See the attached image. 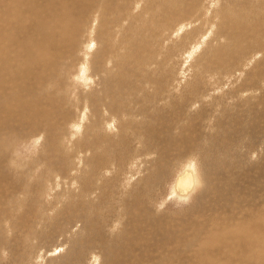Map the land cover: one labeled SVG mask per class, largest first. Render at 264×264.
<instances>
[{"label": "rangeland", "instance_id": "1", "mask_svg": "<svg viewBox=\"0 0 264 264\" xmlns=\"http://www.w3.org/2000/svg\"><path fill=\"white\" fill-rule=\"evenodd\" d=\"M171 1L88 0L86 8L80 6L79 11H87L88 16L79 22V33L75 28L72 29V38L67 39L64 43L65 46L60 49H64L66 53L73 52L72 54L75 56L68 54L57 56L56 52L54 59L57 58V61H60L59 64L53 66V63L44 69L39 75V80L28 82V86H21L22 92L17 90L19 94H13L14 97L12 95L9 98V93L5 88L4 90L0 89V107H2L0 113L2 116L5 114L3 117L0 114V120L3 119L0 122V133L8 132L15 126L18 128L20 125L18 122L22 118L20 116L29 111L33 113L29 115V118H34L37 115L34 120L39 121L36 123L38 126L35 125L39 131L37 133L36 130L35 133H32L31 138L33 139L21 138L17 142L13 135L6 139L4 133L0 135L5 139L0 141V151L2 152V155L0 154V177L2 178H0V184L5 185L4 187L0 185L2 187H0V200L2 201H0L2 204H0V264L15 262V264H26L27 261V264L30 261L32 263L29 264L38 262V264H196L192 263L190 258L194 253L199 254V258L205 257L204 259L207 260L209 257L211 259L215 257V254L219 257V254L224 253L226 251L225 243L240 244L237 240L227 241L232 234L224 230V226L216 230L218 235L212 239L213 243L206 240L208 249L204 246L203 236L194 237L191 234L193 229H198L196 223L201 222L194 221L191 228V223L189 224L185 217L182 220L181 218L185 214L184 212L190 211L197 205V202L202 201L201 194L207 192L203 191L205 186L208 189L213 188L211 195L213 201L220 200L231 205L232 199L239 200L234 193L237 194L239 190L245 192L246 189V184L239 183L236 180L237 177L243 175L244 181L248 182L249 179L246 175L251 173L252 168L256 167L259 171L264 169V135L260 136L262 141H259L260 138L257 140L258 138L249 127L251 119H253L252 121L256 117V120L259 119L258 115L262 108L264 109V45H261L264 44V0ZM78 5L80 4H76V6ZM47 6V4H43L41 7H33L36 10H28L30 20L26 24L18 19L16 22L14 21L16 24L12 23L13 26L9 25L14 31L13 36L18 38L23 32L31 40V43L39 44L37 42L39 21L34 18L47 13ZM165 10L171 11L170 14ZM70 12L77 14L75 9ZM172 17L178 18L177 21ZM19 20L20 22H18ZM163 21L166 24L162 23ZM240 23L247 24L249 29H245ZM14 28L18 30H14ZM60 30L61 28H57V32L62 36L61 33L64 32ZM42 32L41 37L46 40L45 32ZM29 33L33 34L29 36ZM239 33L242 34V37ZM239 36L240 38H238ZM253 36L258 37L254 38ZM0 37L4 38L2 35ZM21 39L20 43H24L22 34ZM8 41L2 47L5 51H8L7 47L13 48L10 38ZM72 46H76V50ZM45 47L48 49L49 44H45ZM222 47L224 48L222 49ZM35 52L33 57L36 59L38 57L40 60L42 54ZM62 58H67L68 63ZM8 60L4 59V61ZM73 61H77L75 62L77 64L75 65ZM40 64L41 60L36 63L37 74L40 71ZM62 65L70 67V70L64 72ZM76 75L82 76L78 78ZM255 75L261 76L257 80L253 79ZM73 77L76 78L74 81ZM92 81L93 84L90 85ZM29 92H31L30 95H28ZM159 93L161 94L159 95ZM36 97H39L44 105ZM79 98H82L81 101ZM21 99L22 105L20 104ZM37 100L39 103L36 102ZM10 105L16 108L11 109ZM46 106L54 112L55 117H60L53 118L55 125L52 128L48 122H46L48 125L40 122L39 114ZM69 113L71 116L68 115ZM248 115L252 118H249ZM15 118L19 121L14 120ZM61 118H65L63 120L65 122L60 123L62 126L59 123L56 124V121ZM27 122L30 123L29 120ZM27 122H22V126H26L30 130ZM43 124L46 128L43 127ZM40 126L42 127L40 128ZM47 127H50V131ZM76 131L81 132L77 133ZM65 136L66 141H64ZM193 136L195 139L200 137L204 140L192 148L188 145ZM10 139L11 141H9ZM12 141H15L17 145ZM9 144H12V147ZM260 144L263 146L261 151L259 150L261 155L256 152ZM243 146L245 147L243 148ZM15 147L16 149H14ZM211 149L214 150L211 151ZM8 150L9 152H7ZM235 150L237 151L235 152ZM38 151L41 152L38 154ZM201 151L202 153H200ZM167 154L169 155L167 156ZM216 155L221 160L218 158V161ZM201 157H205L204 159L208 163L202 161ZM12 163L17 167L16 169L11 170L12 168L9 166L14 167L10 165ZM191 163L192 165H190ZM226 163L233 166V169ZM257 164L259 167L256 166ZM186 165L194 168V171L196 170L194 173H197L198 184L196 191L190 195L191 198L180 200L172 186L175 185L177 174L181 173L187 167ZM215 165L218 167L217 170ZM7 170L8 174H6ZM149 175L154 177L149 178ZM128 176H131L132 180ZM208 176H211L212 179L207 180ZM222 181L224 182L222 183ZM24 183L26 184L24 185ZM127 186H132L135 190L132 191L133 189L131 190ZM113 187L116 188L113 189ZM133 192L138 195L134 196ZM142 193L148 197L146 198ZM2 194L5 196L3 197ZM140 195L146 199L144 204L146 203L147 206L142 204L144 200H141ZM9 197L11 198L9 199ZM246 198L247 200L254 199L249 190L246 191ZM134 201L135 203H132ZM134 205H136L137 211ZM15 207L18 208L15 209ZM210 208L213 209L207 203L200 207L202 210H198L207 213ZM149 212L152 214L151 216H149ZM187 215L189 213L185 216L187 217ZM161 217L164 221L159 222ZM19 222L23 225L22 229L18 227ZM157 224L161 225V229ZM143 227L146 229L145 231ZM95 229L98 232L94 231ZM131 233L138 235H135L137 239L133 241L134 247L128 246V239L135 238ZM143 233L151 236L146 237L145 234L143 236ZM183 233H185L184 242L180 245L169 244L173 236L181 237ZM143 237H145L144 240ZM198 239L199 243L195 244ZM16 246L19 247H17L18 250L15 249ZM31 253L34 258H30ZM233 257L230 259L231 263L232 259L233 261L236 259L235 255ZM249 260V258L245 259L242 264H251ZM220 262L224 264V262Z\"/></svg>", "mask_w": 264, "mask_h": 264}, {"label": "bare ground", "instance_id": "2", "mask_svg": "<svg viewBox=\"0 0 264 264\" xmlns=\"http://www.w3.org/2000/svg\"><path fill=\"white\" fill-rule=\"evenodd\" d=\"M124 1V0H123ZM168 1V0H167ZM173 1V0H172ZM171 1V2H172ZM87 2H88V0L87 1H85V0H0V36L2 35V36H4V38H2V37H0V89L1 90H4V88L6 89V92L7 93H9L8 94V97L9 98H11L12 97V95L14 94H16V93H18V91L17 90H20L21 92H22V89H21V86H28V82H31V81H35V80H39V78H40V73L44 70V69H46V68H48L49 66H51V64H53V66L54 65H57V64H59V62L60 61H57V58H55L54 59V54L57 52V56H63V55H66V54H68V55H73L72 53L73 52H69V53H66L65 51H64V49H62V50H60L61 48H62V46L64 47L65 46V42H66V40L67 39H70V38H72V36H73V32H72V29H74L75 28V30H76V32L77 33H79V22L80 21H82L83 19H85V18H87V16H88V12L87 11H85V12H80L79 10H80V6H82V8H86L87 6H88V4H87ZM96 3H97V1H95ZM94 2V3H95ZM165 2V1H164ZM186 3H187V1H185ZM43 4H47L48 6V10L46 11L47 13H45L44 15H41V16H34L35 18H34V20H36V21H39V30H38V32H39V36L37 37L38 38V41L37 42H39V44H36V43H31V40L29 39V38H27V35L25 34V33H23V32H21V34L23 35V38H24V40H25V42L24 43H20L21 42V34L18 36V38H15L14 36H13V30L9 27V25H11L14 21L16 22L18 19H21L22 20V22L23 23H25L26 24V22H28L29 20H30V15H29V13H27V11L28 10H30V9H33V7H41V5H43ZM76 4H80V5H78V6H76ZM113 4V3H112ZM171 5V4H170ZM185 5V4H184ZM195 5V4H194ZM193 6V5H192ZM183 7V6H182ZM194 8V7H193ZM44 9V8H43ZM72 9H75L76 11H77V14H72L70 11L72 10ZM168 9V8H167ZM181 10H183V8H180ZM33 10H36V9H33ZM32 10V11H33ZM46 10V9H45ZM44 10V11H45ZM32 11H30V12H32ZM166 11V10H165ZM230 11V10H229ZM29 12V11H28ZM33 12H35V11H33ZM167 12V11H166ZM169 12H171V11H169ZM169 12H167V13H169ZM174 12V11H173ZM177 12V11H176ZM180 12V11H179ZM178 12V13H179ZM183 12V11H182ZM191 12V11H190ZM208 12V11H207ZM164 13V12H163ZM32 14V13H31ZM35 14V13H34ZM170 14V13H169ZM183 14V13H182ZM177 15V14H176ZM192 15V14H191ZM191 15H189V16H191ZM140 16V15H139ZM164 16V15H163ZM170 17V16H169ZM168 17V18H169ZM241 17V16H240ZM162 18H164V17H162ZM162 18H161V20H162ZM167 18V17H166ZM167 18V19H168ZM172 18H174V17H172ZM239 18V17H238ZM176 18H174L173 20H175ZM178 19V18H177ZM177 19H176V21H177ZM233 19V18H232ZM232 19H230V20H232ZM33 20V21H34ZM78 20V23H76V21ZM120 20V19H119ZM179 20H181V19H179ZM225 20H226V18H225ZM230 20H228L229 22H230ZM241 20H242V18H241ZM171 21V20H170ZM170 21H169V23H170ZM198 21V20H197ZM14 22V23H15ZM18 22H20V20L18 21ZM17 22V24H19ZM173 22V21H172ZM228 22V23H229ZM233 22V21H232ZM239 22V21H238ZM241 22V21H240ZM152 23V22H151ZM162 23H164V24H166V22H162ZM227 23V22H226ZM16 24V23H15ZM82 24V23H81ZM199 24V23H198ZM259 24V23H258ZM20 25V24H19ZM37 25V24H36ZM162 25V24H161ZM168 25V24H167ZM176 25V24H175ZM230 25H231V23H230ZM240 25H242L243 27H245V29H249V27H247L246 25H244V24H242V23H240ZM262 25V24H261ZM12 26H13V24H12ZM11 26V27H12ZM24 26V25H23ZM34 26V25H33ZM169 26V25H168ZM21 27V26H20ZM25 27V26H24ZM72 27V28H71ZM164 27V26H163ZM258 27L260 28V26L258 25ZM257 27V28H258ZM57 28H61V30H63V32L64 33H61L62 34V36H60L59 35V33L57 32ZM113 29V28H112ZM143 29V28H142ZM14 30H18V29H15L14 28ZM20 30H21V28H20ZM19 30V31H20ZM60 30V31H61ZM22 31V30H21ZM41 31H43V32H45L44 34H45V36H46V40H44L42 37H41ZM170 31V30H169ZM224 31V30H223ZM42 32V33H43ZM218 32V31H217ZM261 32V31H260ZM258 33V32H257ZM30 34H33V33H29V36H30ZM181 34V33H180ZM240 35H241V37H242V34L241 33H239ZM43 35V34H42ZM184 35V34H183ZM193 35V34H192ZM34 36V35H33ZM36 36V35H35ZM44 36V37H45ZM232 37V36H231ZM236 37V36H235ZM254 38H257V37H255V36H253ZM252 37V38H253ZM8 38H10L11 39V41H12V45H13V48H10L9 49V47H7L8 48V51L6 50L5 51V49L4 48H2L3 47V44H6L7 43V41H8ZM33 38H35V37H33ZM36 38V39H37ZM194 38V37H193ZM234 38V37H233ZM238 38H240V36L238 37ZM254 40V39H253ZM258 40H260V39H258ZM254 41H256V40H254ZM9 42V41H8ZM260 42V41H259ZM258 42V43H259ZM240 43V42H239ZM256 43H257V41H256ZM11 44V43H10ZM45 44H49V47H48V49L45 47ZM20 45V46H19ZM249 45V44H248ZM261 45H264V44H261ZM145 46V45H144ZM147 46V45H146ZM231 46V45H230ZM247 46V45H246ZM245 46V47H246ZM4 47H6L5 45H4ZM19 47V48H18ZM53 47H55L54 48V51H52V48ZM73 47V49H75V47L76 46H72ZM138 47V46H137ZM261 47V46H260ZM17 48V49H16ZM89 48V47H88ZM147 48V47H146ZM224 47H222V49H223ZM238 48V47H237ZM247 48V47H246ZM137 49V48H136ZM148 49V48H147ZM226 49V48H225ZM230 49V48H229ZM243 49V48H242ZM261 49H262V47H261ZM260 49V50H261ZM60 50V51H59ZM76 50V49H75ZM86 50H88V49H86ZM227 50V49H226ZM234 50V49H233ZM232 50V51H233ZM263 50V49H262ZM35 51H37V52H39V53H41L42 54V56H41V58H40V60H41V64H40V66H39V73L37 74V67H36V63H39V59H38V57H37V59L36 58H34L33 57V55H35ZM145 51V50H144ZM236 51V50H235ZM238 51V50H237ZM264 51V50H263ZM88 52V51H87ZM110 52V51H109ZM219 52V51H218ZM241 52V51H240ZM90 53V52H89ZM112 53V52H111ZM220 53V52H219ZM228 53V52H227ZM230 53V52H229ZM110 54V53H109ZM221 54H223V53H221ZM226 54V53H225ZM106 55V54H105ZM224 55V54H223ZM230 55V54H229ZM231 55H232V53H231ZM75 55H73V57H74ZM147 56V55H146ZM216 56V55H215ZM99 57V56H98ZM97 57V58H98ZM108 57V56H107ZM210 57H211V53H210ZM233 58H234V55L232 56ZM228 58V57H227ZM4 59H9L8 61H4ZM63 60L65 59V61H66V59L67 58H62ZM56 60V61H55ZM71 60H73V59H71ZM232 60H234V59H232ZM64 61V62H65ZM82 61V60H81ZM215 61V60H214ZM221 61V60H220ZM67 62V61H66ZM69 62H71V61H69ZM74 62V61H73ZM75 62H77V61H75ZM74 62V63H75ZM222 62H224L225 63V61H222ZM221 62V63H222ZM229 62V61H228ZM22 63V64H21ZM62 63H63V61H62ZM68 63V62H67ZM72 63V62H71ZM77 63H75V65H76ZM82 64V63H81ZM74 65V64H73ZM61 66V65H60ZM62 66H64V65H62ZM70 70V67H68V66H64L63 67V71L64 72H67V70ZM72 69V68H71ZM99 69H100V67H99ZM78 70H80V69H78ZM57 71H58V68H57ZM81 71V70H80ZM81 72H83V71H81ZM86 72V71H85ZM71 73V72H70ZM69 74V73H68ZM80 74V73H79ZM57 76V75H56ZM72 76V75H71ZM77 77H78V75H76ZM82 76V75H81ZM80 75H79V77H81ZM111 76V75H110ZM215 76V75H214ZM233 76H235V75H233ZM249 76V75H248ZM251 76V75H250ZM249 76V77H250ZM261 76V75H260ZM260 76H254V78L253 79H259L260 78ZM78 77V78H79ZM210 77V76H209ZM208 77V78H209ZM58 78V77H57ZM56 78V79H57ZM64 78H65V76H64ZM210 78H212V77H210ZM214 78V77H213ZM252 78V77H251ZM51 79V78H50ZM63 79V78H62ZM71 79V78H70ZM74 79H76V78H74L73 77V81H74ZM81 79V78H80ZM250 79V78H249ZM52 80V79H51ZM58 80V79H57ZM57 80H56V82H57ZM82 80H83V77H82ZM86 80V79H85ZM49 81V80H48ZM69 81V80H68ZM81 81V80H80ZM237 81V80H236ZM250 81V80H249ZM55 82V81H54ZM60 82V81H59ZM84 82V81H83ZM82 82V83H83ZM109 83H110V81H108ZM107 82V83H108ZM126 82V81H125ZM62 83V82H61ZM77 83V82H76ZM81 83V84H82ZM111 83H113V82H111ZM247 83V82H246ZM245 83V84H246ZM27 84V85H26ZM60 84V83H59ZM64 84V83H63ZM62 84V85H63ZM78 84V83H77ZM77 84H76V86H77ZM93 84V81L91 82V84L90 85H92ZM95 84V83H94ZM179 84V83H178ZM242 84H243V82H242ZM35 85V84H34ZM40 85V84H39ZM43 85V84H42ZM41 85V86H42ZM61 85V84H60ZM85 85V84H84ZM112 85V84H111ZM126 85V84H125ZM30 86H32L31 84H30ZM37 86H38V84H37ZM40 86V87H41ZM114 86V85H113ZM34 87V86H33ZM33 87H32V89H33ZM39 87V88H40ZM46 87H47V85H46ZM54 87H56L55 86V84H54ZM63 87V86H62ZM79 87V86H78ZM90 87H92V86H90ZM248 87V86H247ZM252 87V86H251ZM27 88V87H26ZM36 88H38V87H36ZM38 88V89H39ZM43 88H44V86H43ZM48 88H50V87H48ZM114 88V87H113ZM113 88H110V89H113ZM25 89V88H24ZM28 89V88H27ZM31 89V90H32ZM45 89V88H44ZM46 90V89H45ZM49 90V89H48ZM105 90V89H104ZM158 90V89H157ZM19 91V92H20ZM29 91V90H28ZM27 91V92H28ZM82 91V90H81ZM105 91H107V89L105 90ZM116 91V90H115ZM32 92V91H31ZM31 92H29L28 93V95H30V93ZM34 92H35V90H34ZM78 92H79V90H78ZM83 92V91H82ZM85 92V91H84ZM117 92V91H116ZM158 92H160L159 90H158ZM182 92V91H181ZM253 92V91H252ZM52 93V92H51ZM86 93V92H85ZM88 93V92H87ZM109 93V92H108ZM118 93V92H117ZM183 93V92H182ZM19 94V93H18ZM18 94H16V95H18ZM24 94V93H23ZM42 94V93H41ZM82 94V93H81ZM119 94V93H118ZM161 93H159V95H160ZM14 95H13V97H14ZM25 95V94H24ZM23 95V96H24ZM51 95V94H50ZM53 95V94H52ZM79 95V94H78ZM84 95H86V94H84ZM120 95V94H119ZM183 95V94H182ZM3 96V95H2ZM27 96V95H26ZM36 96V95H35ZM243 96V95H242ZM241 96V97H242ZM7 97V98H8ZM16 97V96H15ZM22 97V96H21ZM20 97V98H21ZM78 97H80V95L78 96ZM85 97V96H84ZM4 98V97H3ZM9 98H8V100H9ZM36 98H38V100H40V98L39 97H36ZM77 98V97H76ZM25 99L27 100V98L25 97ZM42 99V98H41ZM50 99H52L51 97H50ZM53 99H55V98H53ZM71 99V98H70ZM74 99V98H73ZM82 99V98H81ZM81 99L79 98V100L81 101ZM258 99H259V97H258ZM12 100H13V98H12ZM17 100V99H16ZM38 100L36 101L37 103H39L38 102ZM47 100V99H46ZM1 101V100H0ZM11 101V100H10ZM15 101V100H14ZM41 101V100H40ZM83 101V100H82ZM85 101V100H84ZM83 101V102H84ZM87 101V100H86ZM5 102V101H4ZM24 102V101H23ZM35 102V103H36ZM41 102H43V101H41ZM59 102V101H58ZM88 102V101H87ZM92 102V101H91ZM112 102V101H111ZM127 102V101H126ZM11 103H13V102H11ZM15 103V102H14ZM22 103V99H21V101H20V104ZM25 103H27L26 101H25ZM31 104H32V102H30ZM30 103H28V104H30ZM35 103L33 104V106L35 105ZM50 103H51V100H50ZM86 103V102H85ZM130 103V102H129ZM16 104H17V101H16ZM30 104V105H31ZM46 104V103H45ZM2 105V104H1ZM4 105V104H3ZM2 105V106H3ZM22 105V104H21ZM24 105V104H23ZM27 105V104H26ZM25 105V106H26ZM39 105V104H38ZM43 105H44V102H43ZM53 105V104H52ZM86 105V104H85ZM241 105V104H240ZM11 106V109H15L16 107L15 106H13V105H10ZM17 106H19L18 104H17ZM47 106H48V104H47ZM47 106H46V108L44 107V109L42 110V112H40V122H42V123H46V122H48V124L51 126V128L53 127V125H55L54 124V121H53V118H60V117H55L54 116V112L53 111H51L49 108H47ZM81 106V105H80ZM90 106V105H89ZM27 107H29V106H27ZM27 107H25L26 109H27ZM37 107V106H36ZM35 107V108H36ZM55 107V106H54ZM87 107V106H86ZM212 107V106H211ZM255 107V106H254ZM0 108H2V107H0ZM30 108V107H29ZM28 108V109H29ZM40 108V107H39ZM240 108H241V106H240ZM5 110H6V108H4ZM3 109V110H4ZM10 109V110H11ZM25 109V110H26ZM27 109V110H28ZM62 109V108H61ZM89 109V108H88ZM94 109H96V108H94ZM99 109V108H98ZM2 110V109H1ZM0 110V111H1ZM30 110V109H29ZM32 110V109H31ZM40 110H41V108H40ZM241 110V109H240ZM17 111V110H16ZM88 111V110H87ZM94 111V110H93ZM11 112H13V111H11ZM35 112V111H34ZM37 112V111H36ZM62 112V111H61ZM60 112V113H61ZM96 112V111H95ZM3 113H5V112H3ZM14 113H17V112H14ZM85 113V112H84ZM1 114V113H0ZM30 114H33L31 111H29V112H26V113H24L23 115H21L20 117H22V118H20V122H18V125H19V127L18 128H16V126H15V128H12L10 131H8V132H3V133H0V135L1 134H3L4 136H5V139L6 138H8L10 135L12 136H14V138L17 140V142L19 141L18 139H24V138H27V137H29V138H31L32 137V133H35V131L37 130V128H36V126L35 125H37L36 123H38V122H36L35 120H34V118L37 116H35L34 118H29V115ZM62 114V113H61ZM5 115V114H4ZM3 115V116H4ZM13 115V114H12ZM35 115V114H34ZM68 115H70V113L68 114ZM95 115V114H94ZM228 115V114H227ZM233 115V114H232ZM245 115V114H244ZM1 116H2V114H1ZM0 116V117H1ZM2 116V117H3ZM14 116V115H13ZM66 116V115H65ZM71 116V115H70ZM85 116V115H84ZM97 116V115H96ZM254 116H255V114H254ZM259 116V119H257L256 120V118H255V120L254 121H252L253 119H251V125L249 126L252 130H253V133L255 134V136L258 138L257 140H259V138H260V136L261 135H264V109L262 108V111L260 112V114L258 115ZM9 118H12L11 116H8ZM15 117V116H14ZM24 117V118H23ZM242 117V116H241ZM240 117V118H241ZM248 117H249V115H248ZM251 117V116H250ZM249 117V118H250ZM5 118V117H4ZM82 118V117H81ZM85 118V117H84ZM94 118V117H93ZM193 118V117H192ZM252 118V117H251ZM7 120H9L8 118H6ZM38 119V118H37ZM114 119H115V117H114ZM176 119V118H175ZM230 119V118H229ZM235 119V118H234ZM6 120V121H7ZM14 120H16V121H19L18 119H14ZM29 120V124H28V121ZM63 120H65V118H61V119H59V120H57L56 121V119H55V121H56V124H60ZM81 120H84V119H81ZM1 121H3V119L1 118V120H0V122ZM25 121L27 122V124L29 125V127H30V130L28 129V127L26 128V126H22L23 124H22V122H24L25 123ZM69 121H71V120H69ZM115 121V120H114ZM9 122V121H8ZM10 122H11V120H10ZM34 122H35V124H34ZM63 122H65V121H63ZM85 122V121H84ZM248 122V121H247ZM112 123H114V122H112ZM187 123V122H186ZM3 124V123H2ZM1 124V125H2ZM5 124H7V123H5ZM11 124V123H10ZM47 123H46V125H48ZM163 124V123H162ZM248 124V123H247ZM44 126L43 127H45V124H43ZM61 125V124H60ZM67 125V124H66ZM71 125V124H70ZM76 125H77V123H76ZM81 125V124H80ZM106 125H108V124H106ZM38 126V125H37ZM57 126V125H56ZM62 126V125H61ZM72 126V125H71ZM246 126V125H245ZM42 126H40V128H41ZM66 127V126H65ZM167 127V126H166ZM247 127V126H246ZM9 128V127H8ZM46 128V127H45ZM44 128V129H45ZM48 128V127H47ZM50 128V127H49ZM48 128V130L50 131V129ZM55 128V127H54ZM67 128V127H66ZM75 128V127H74ZM74 128H73V130H74ZM109 129H110V126L108 127ZM43 129V128H42ZM41 129V130H42ZM55 129H57V128H55ZM55 129H53L54 131H56ZM111 129H112V124H111ZM114 129V128H113ZM116 129V128H115ZM40 130V131H41ZM65 130V129H64ZM71 130H72V128H71ZM81 130V129H80ZM119 130V129H118ZM222 130V129H221ZM38 131H39V129L36 131L37 133H38ZM53 131V132H54ZM109 131V130H108ZM116 131H117V129H116ZM161 131V130H160ZM192 131V130H191ZM195 131V130H194ZM218 131H220V130H218ZM229 131V130H228ZM233 131V130H232ZM59 132V131H58ZM77 132V131H76ZM81 132V131H80ZM80 132H77V133H80ZM110 132V131H109ZM217 132V131H216ZM235 132V131H234ZM252 132V131H251ZM55 133H57V132H55ZM62 133H64V132H62ZM123 133V132H122ZM164 133V132H163ZM169 133V132H168ZM184 133V132H183ZM191 133V132H190ZM195 133H196V131H195ZM220 133V132H219ZM226 133H227V130H226ZM237 133V132H236ZM43 134V133H42ZM65 134H66V132H65ZM72 134V133H71ZM76 134V133H75ZM148 134V133H147ZM192 134V133H191ZM194 134V133H193ZM197 135H198V133H196ZM209 134V133H208ZM53 135H55V134H53ZM67 135H69V134H67ZM66 135V136H67ZM77 136H78V134H76ZM81 135V134H80ZM79 135V136H80ZM109 135H110V133H109ZM120 135V134H119ZM123 135V134H122ZM166 135V134H165ZM224 135H225V133H224ZM238 135V134H237ZM12 136V137H13ZM63 136V135H62ZM66 136H65V140L64 141H66ZM71 136V135H70ZM72 136H73V134H72ZM75 136V135H74ZM192 136V135H191ZM210 136V135H209ZM250 136H252V135H250ZM255 136H253V137H255ZM42 137V136H41ZM171 137V136H170ZM211 137V136H210ZM222 137H224V136H222ZM36 138V137H35ZM43 138V137H42ZM168 138V137H167ZM221 138V137H220ZM228 138V137H227ZM262 138V137H261ZM260 138V139H261ZM3 136L2 137H0V141H3V140H5V139H3ZM31 139H33V138H31ZM39 139V138H38ZM85 139V138H84ZM98 139V138H97ZM107 139V138H106ZM173 139V138H172ZM180 139V138H179ZM183 139V138H182ZM206 139H209V138H206ZM246 139V138H245ZM15 140V141H16ZM41 140V139H40ZM60 140V139H59ZM170 140V139H169ZM174 140V139H173ZM173 140H170V141H173ZM204 139H202V138H200V137H197L196 139L194 138V136L190 139V144L188 145L189 147H196L197 145H199L200 143H201V141H203ZM228 140H230L229 138H228ZM248 140V139H247ZM8 141V140H7ZM9 141H11V139L9 140ZM15 141L13 142V143H15ZM21 142L23 141V140H20ZM26 141V140H25ZM71 141H72V139H71ZM109 141V140H108ZM180 141H181V139H180ZM187 141V140H186ZM231 141V140H230ZM236 141V140H235ZM242 141V140H241ZM259 141H262V139L261 140H259ZM21 142H19L20 144H21ZM48 142H50V141H48ZM101 142H103V141H101ZM188 142V141H187ZM245 142V141H244ZM5 143V142H4ZM184 143H186L185 141H184ZM7 144V143H6ZM64 144V143H63ZM182 144V143H181ZM249 144V143H248ZM264 144V143H263ZM9 145H11V147H12V144H9ZM8 145V146H9ZM15 145H17L16 143H15ZM44 145V144H43ZM183 145H186V144H183ZM204 145V144H203ZM240 145V144H239ZM202 146V145H201ZM205 146V145H204ZM232 146H233V144H232ZM92 147V146H91ZM106 147H107V145H106ZM186 147V146H185ZM184 147V148H185ZM236 147V146H235ZM237 147H239L238 145H237ZM245 146H243V148H244ZM262 145L260 144V146L257 148V153H260V155H261V152H259V150L261 151V149H262ZM1 148H2V146H1ZM86 148V147H85ZM204 148V147H203ZM253 148V147H252ZM14 149H16V147L14 148ZM158 149V148H157ZM161 149H163L162 147H161ZM186 149V148H185ZM190 149V148H189ZM202 149V148H201ZM200 149V150H201ZM237 149V148H236ZM241 149V148H240ZM1 150V149H0ZM5 150V149H4ZM47 150V149H46ZM165 150H167V149H165ZM183 150V149H182ZM214 150V149H213ZM212 149H211V151H213ZM238 150V149H237ZM237 150H235V152L237 151ZM243 150V149H242ZM254 150V149H253ZM44 151V150H43ZM42 151V152H43ZM173 151V150H172ZM179 151H181V150H179ZM228 151V150H227ZM1 152V151H0ZM5 152V151H4ZM7 152H9V150L7 151ZM39 152H41V151H38V154H39ZM176 152V151H175ZM185 152V151H184ZM189 152V151H188ZM239 152V151H238ZM242 152V151H241ZM255 152V151H254ZM253 152V153H254ZM89 153H90V149H89ZM163 153V152H162ZM161 153V154H162ZM165 153H166V151H165ZM168 153H170V152H168ZM172 153H174V152H172ZM198 153H199V151H198ZM200 153H202V151L200 152ZM206 153V152H205ZM222 153V152H221ZM231 153V152H230ZM1 155H2V152L0 153ZM6 154V153H5ZM9 154V153H8ZM171 154V153H170ZM223 154V153H222ZM221 154V155H222ZM255 154V153H254ZM169 154H167V156H168ZM173 155H175V153L173 154ZM181 155V154H180ZM199 155V154H198ZM202 155V154H201ZM207 155V154H206ZM209 155V154H208ZM256 155V154H255ZM262 155H263V153H262ZM39 157H41V156H39ZM178 157V156H177ZM199 157V156H198ZM264 157V156H263ZM64 158V157H63ZM131 158V157H130ZM169 158V157H168ZM197 158V157H196ZM202 158V157H201ZM205 157H203L202 158V161H205V159H204ZM209 158H211V157H209ZM215 158V157H214ZM213 158V159H214ZM216 158H217V155H216ZM219 159H220V157H218ZM217 158V159H218ZM223 158V157H222ZM231 158V157H230ZM238 158V157H237ZM237 158H236V160H237ZM260 158V156L258 157V159ZM8 159V158H7ZM204 159V160H203ZM212 159V158H211ZM219 159H218V161H219ZM245 159V158H244ZM246 159H247V157H246ZM252 159V158H251ZM3 160V159H2ZM38 160H40V159H38ZM37 160V161H38ZM44 160H46V159H44ZM64 160V159H63ZM189 160H191V159H189ZM221 160V159H220ZM228 160V159H227ZM4 161V160H3ZM36 161V162H37ZM158 161V160H157ZM239 161H241V160H239ZM35 162V161H34ZM46 162V161H45ZM114 162V161H113ZM112 162V163H113ZM127 162V161H126ZM189 162H191V161H189ZM206 162V161H205ZM215 162V161H214ZM221 162V161H220ZM54 163V162H53ZM111 163V162H110ZM157 163V162H156ZM206 163H208V162H206ZM222 163V162H221ZM263 163H264V161H263ZM3 164V163H2ZM115 164V163H114ZM214 164V163H213ZM219 164V163H218ZM237 164V163H236ZM241 164V163H240ZM261 164V163H260ZM10 165H12V166H14L13 165V163L12 164H10ZM34 165V164H33ZM47 165V164H46ZM109 165H111V164H109ZM134 165H135V162H134ZM190 165H192V163L190 164ZM204 165V164H203ZM206 165V164H205ZM210 165H212L211 163H210ZM226 165H229V164H227L226 163ZM233 165V164H232ZM247 165V164H246ZM27 166V165H26ZM35 166V165H34ZM187 166V165H186ZM193 166H194V164H193ZM225 166V165H224ZM230 166V165H229ZM237 166H238V164H237ZM240 166V165H239ZM248 166V165H247ZM252 166H253V164H252ZM255 166V165H254ZM256 166H258V164L256 165ZM261 166H262V164H261ZM264 166V165H263ZM4 167V166H3ZM10 168H12L11 170H13V168L14 169H16L17 167H11V166H9ZM9 167H7L8 169H10ZM139 167V166H138ZM214 167H216V170H217V166L215 165ZM220 167V166H219ZM222 167V166H221ZM227 167V166H226ZM231 167V166H230ZM233 167V166H232ZM231 167V168H232ZM235 167V166H234ZM259 167V166H258ZM1 168H2V166H1ZM139 168H141V167H139ZM138 168V170H140ZM224 168V167H223ZM237 168V167H236ZM4 169V168H3ZM132 169H133V166H132ZM181 169V168H180ZM179 169V170H180ZM229 169V168H228ZM233 169V168H232ZM23 170V169H22ZM166 170V169H165ZM182 170V169H181ZM180 170V171H181ZM224 170H226V169H224ZM238 170V169H237ZM244 170V169H243ZM3 171V170H2ZM113 171V170H112ZM135 171H136V169H135ZM141 171V170H140ZM154 171V170H153ZM196 171V170H195ZM194 171V168H192L191 166H187V167H185V169H183L182 171H181V173L179 174H177V177L175 178V182H174V186H172V188L174 189V192L177 194V198L178 199H183V200H186L188 197L189 198H191L190 197V195H192V193H194V191H196L195 189L197 188V177H196V174L194 173L195 172ZM214 171V170H213ZM232 171V170H231ZM236 171V170H235ZM14 172V171H13ZM12 172V173H13ZM22 173H23V171H21ZM47 172V171H46ZM49 172V171H48ZM107 172V171H106ZM137 172V174H139V172L138 171H136ZM135 172V173H136ZM216 172V171H215ZM240 172V171H239ZM1 173H3V172H1ZM12 173H10L11 175H12ZM149 173V172H148ZM202 173V172H201ZM6 174H8V170H7V173ZM24 174V173H23ZM52 174H54V173H52ZM109 174V173H108ZM152 174V173H151ZM155 174H156V172H155ZM162 174V173H161ZM171 174V173H170ZM211 175H212V173H210ZM209 174V175H210ZM215 174V173H214ZM231 174V173H230ZM229 174V175H230ZM51 175V174H50ZM112 175V174H111ZM148 175V174H147ZM159 175H160V173H159ZM174 175V174H173ZM208 175V174H207ZM220 175V174H219ZM226 175V174H225ZM241 175V174H240ZM19 176H20V174H19ZM24 176H26V175H24ZM48 176V175H47ZM150 177L149 178H151L152 176L151 175H149ZM161 177H162V175H160ZM164 176H165V173H164ZM169 176V175H168ZM198 176V175H197ZM247 177H248V182H246V181H244V177H243V175H241L240 177H237V181L239 182V183H242V184H246V189H245V192H243V191H241V190H239V191H237V194L236 193H234L235 194V196L237 195V199L239 198V200H233L232 199V203H231V205L229 204H227V203H224V201H220V200H216V201H213V199L211 198V195H212V187L210 188V189H208L207 188V186H205L204 187V190L203 191H207V192H203L202 194H201V198L200 199H202V201H200V202H197V205L194 207V208H192V209H190V211H188V212H184L185 214L182 216V218H181V220L182 219H184V217L187 219V221H188V223L190 224V226H191V228H192V226H193V223H194V221H200L201 223H196L197 224V226H196V228H198V229H193L192 231H193V233H191L194 237H198V236H203L204 238H203V241L205 242V244H204V246L205 247H207L208 248V243H206V240H208V241H211L212 243H213V240L212 239H214V237L215 236H217L218 235V232L216 231L217 229H221L222 227H224L225 229L224 230H226L227 232H229V233H231L232 234V236L231 237H229L228 236V234H227V236L230 238V239H227V241H230V240H237L238 242H240V244H238V243H235V242H230V243H225L226 245H225V249H226V251L224 252V253H221V254H219L220 256L218 257V256H216V254H215V257H213L212 259H211V257H209L207 260H205L203 257L202 258H199L198 256H199V254H197V253H194L193 254V256L192 257H190L191 258V260H192V263L193 262H195L196 264H222L220 261H222V262H224V264H242V262H245V259H247V258H249L250 260H249V262L251 263V264H264V169H262V170H258V169H256V167L255 168H252L251 169V173L249 174V175H246ZM3 177V176H2ZM11 177V176H10ZM49 177V176H48ZM109 177H110V175H109ZM129 177V179L131 178V176H128ZM128 177H127V179H128ZM132 177H133V175H132ZM154 177V176H153ZM152 177V178H153ZM173 177V176H172ZM215 177H217V176H215ZM232 177V176H231ZM1 178V177H0ZM20 178V177H19ZM52 178V177H51ZM111 178V177H110ZM162 178H164V177H162ZM161 178V179H162ZM174 178V177H173ZM199 178V177H198ZM224 178V177H223ZM2 179V178H1ZM12 179V178H11ZM21 179L23 180V178L21 177ZM54 179V178H53ZM59 179V178H58ZM93 179V178H92ZM155 179H157L156 177H155ZM207 180H211L212 179V177L211 176H208L207 178H206ZM214 179V178H213ZM218 179V178H217ZM4 180V179H3ZM14 180V179H13ZM13 180H12V183H13ZM17 180V179H16ZM19 180V179H18ZM57 180V179H56ZM67 180V179H66ZM94 180V179H93ZM98 180V179H97ZM112 180V179H111ZM131 180H132V178H131ZM142 180H144V179H142ZM153 180V179H152ZM169 180H171V179H169ZM173 180V179H172ZM202 180V179H201ZM200 180V181H201ZM219 180V179H218ZM224 180V179H223ZM226 180H227V178H226ZM234 180V179H233ZM15 181V180H14ZM95 181V180H94ZM130 181V180H129ZM128 181V182H129ZM141 181V180H140ZM215 181V180H214ZM221 181V180H220ZM237 181H236V183H237ZM1 182V181H0ZM19 182V181H18ZM20 182H21V180H20ZM25 182H26V180H25ZM58 182V181H57ZM91 182H93V181H91ZM97 182V181H96ZM116 182V181H115ZM138 182V181H137ZM145 183H146V180L144 181ZM150 182V181H149ZM154 182V181H153ZM157 182V181H156ZM216 182V181H215ZM218 182V181H217ZM224 181H222V183H223ZM235 182V181H234ZM11 183V184H12ZM14 183H16V182H14ZM52 183V182H51ZM94 183V182H93ZM130 183V182H129ZM148 183V182H147ZM207 183V182H206ZM219 183V182H218ZM221 183V182H220ZM228 183V182H227ZM4 184H5V182H4ZM21 184V183H20ZM26 183H24V185H25ZM53 184V183H52ZM116 184H117V182H116ZM127 184V183H126ZM148 184H150V183H148ZM152 184V183H151ZM172 184V183H171ZM213 184V183H212ZM0 185H2V187H4L3 186V183L2 184H0ZM9 185V184H8ZM17 185V184H16ZM54 185V184H53ZM113 185V184H112ZM128 185V184H127ZM201 185V184H200ZM199 185V186H200ZM210 185V184H209ZM220 185V184H219ZM28 186V185H27ZM60 186V185H59ZM134 186V185H133ZM150 186V185H149ZM162 186V185H161ZM171 186V185H170ZM1 187V186H0ZM1 187V188H2ZM13 187V186H12ZM15 187V186H14ZM18 187V186H17ZM21 187V186H20ZM50 187H51V185H50ZM117 188H118V186H116ZM115 187V188H116ZM127 187H129V186H127ZM136 187V186H135ZM146 187V186H145ZM144 187V188H145ZM219 187V186H218ZM218 187H216V188H218ZM222 187V186H221ZM234 187V186H233ZM16 188V187H15ZM19 188V187H18ZM93 188H95V187H93ZM114 187H113V189H115ZM129 188H131V190L133 189L132 188V186L131 187H129ZM168 188H170V187H168ZM216 188H214V189H216ZM226 188H227V186H226ZM229 188H230V186H229ZM235 188V187H234ZM53 189H55L54 187H53ZM113 189H110V190H113ZM145 189H147V188H145ZM171 189V188H170ZM219 189V188H218ZM135 189H133L132 191H134ZM139 190V189H138ZM148 190H150V189H148ZM235 190V189H234ZM247 190H249V193L251 194V196H253V198L254 199H249V200H247V198H246V191ZM20 191V190H19ZM25 191H27V190H25ZM31 191V190H30ZM33 191V190H32ZM31 191V192H32ZM92 191H93V189H92ZM170 191V190H169ZM199 191V190H198ZM217 191V190H216ZM229 191V190H228ZM230 191H231V189H230ZM232 191H233V188H232ZM5 192V191H4ZM21 192H23V191H21ZM50 192V191H49ZM114 193H115V191H113ZM112 192V193H113ZM150 192H151V190H150ZM227 192V191H226ZM145 193V192H144ZM196 193V192H195ZM9 194H10V192H9ZM15 194V193H14ZM19 194H20V192H19ZM91 194V193H90ZM133 194H134V192H133ZM143 194V193H142ZM148 195H149V193H147ZM174 194V193H173ZM218 194V193H217ZM225 194V193H224ZM227 194V193H226ZM225 194V195H226ZM3 195V194H2ZM7 195V194H6ZM21 195V194H20ZM98 195V194H97ZM136 195H138V194H134V196H136ZM144 195V194H143ZM171 195V194H170ZM230 195V194H229ZM5 195H3V197H4ZM9 196V195H8ZM11 196V195H10ZM23 196V195H22ZM113 196V195H112ZM141 196V195H140ZM144 196H146V195H144ZM231 196V195H230ZM13 199H15V197H13V196H11ZM11 197H9V199L11 198ZM110 197V196H109ZM148 196H146V198H147ZM200 197V196H199ZM224 197V196H223ZM227 197V196H226ZM248 197V196H247ZM6 199H7V196L5 197ZM35 198V197H34ZM135 198H137V197H135ZM139 198V197H138ZM141 198H142V196H141ZM12 199V200H13ZM36 199V198H35ZM41 199V198H40ZM133 200H134V197H133ZM138 200V199H137ZM142 201H143V203L139 200V202H141L144 206H147V205H145L144 204V202H145V200L146 199H144V198H142L141 199ZM228 200V199H227ZM1 201V200H0ZM16 201V200H15ZM104 201V200H103ZM118 201V200H117ZM122 201H124L125 202V200H122ZM210 201H212V202H210ZM2 202V201H1ZM10 202V201H9ZM100 202V201H99ZM130 202V201H129ZM138 202V203H139ZM149 202V201H148ZM14 203V202H13ZM120 203V202H119ZM132 203H135V201L134 202H132ZM137 203V202H136ZM162 203V202H161ZM164 203V202H163ZM207 203H209L212 207H213V209H211L210 208V211L209 212H207V213H205V212H202V211H200V210H202V209H200V207H202L204 204H207ZM1 204V203H0ZM126 204V203H125ZM140 204V203H139ZM148 204V203H147ZM201 204H203L202 206H200ZM2 205V204H1ZM15 205V204H14ZM18 205V204H17ZM11 206V205H10ZM98 206V205H97ZM135 206V208H136V205H134ZM137 206H139V205H137ZM152 206V205H151ZM151 206L149 207V208H151ZM7 207H9V206H7ZM22 207H24V206H22ZM123 207V206H122ZM16 208H18V207H15V209ZM95 208V207H94ZM144 208V207H143ZM152 208H153V206H152ZM10 209H12V207H10ZM138 209H139V207H138ZM198 209H200V210H198ZM206 208H204V210H205ZM7 210V209H6ZM113 210V209H112ZM136 211H137V208L135 209ZM96 211H98V210H96ZM140 211H141V209H140ZM143 211V210H142ZM152 211V210H151ZM206 211V210H205ZM208 211V210H207ZM220 211V212H219ZM133 212H134V209H133ZM181 212V211H180ZM219 212V213H218ZM146 213H148L147 211H146ZM167 213V212H166ZM187 213H189V215H187V217L185 216ZM149 214H150V212H149ZM167 214H169V213H167ZM167 214H165V215H167ZM142 215V214H141ZM145 215H147V214H145ZM152 214H150L149 216H151ZM155 215V214H154ZM153 215V216H154ZM174 215H176L177 216V214H174ZM179 215V214H178ZM181 215H182V212H181ZM102 216H103V214H102ZM107 216V215H106ZM140 216V215H139ZM169 216H170V214H169ZM134 217V216H133ZM166 217V216H165ZM93 218V217H92ZM95 218V217H94ZM101 218V217H100ZM158 218V217H157ZM178 218V217H177ZM180 219V218H179ZM178 219V220H179ZM94 220V219H93ZM235 220V221H234ZM94 221H96V220H94ZM159 222L160 221H164V219H162V217L161 218H159V220H158ZM186 221V220H185ZM109 222V221H108ZM20 223V222H19ZM182 223V221L180 222V224ZM165 224H167V223H165ZM102 225V224H101ZM141 225V224H140ZM158 225V224H157ZM161 225H163L162 223H161ZM161 225H158L159 227H160V229H161ZM170 225V224H169ZM172 225V224H171ZM195 225V224H194ZM137 226V225H136ZM152 226V225H151ZM155 226V225H154ZM188 227H189V225H187ZM18 227L20 228V229H22L23 228V225L20 223V224H18ZM34 227H36L35 225H34ZM180 227H182L183 228V226H180ZM187 227V228H188ZM138 228V227H137ZM140 228V227H139ZM153 229H156V228H154V227H152ZM185 228H186V225H185ZM10 229V228H9ZM11 229H12V227H11ZM10 229V230H11ZM140 229H142V228H140ZM143 229H144V227H143ZM166 229V228H165ZM131 230H133V229H131ZM138 230V229H137ZM146 229H144V231H145ZM223 230V231H224ZM8 231V230H7ZM16 231V230H15ZM94 231H97L98 232V230H94ZM140 231V230H139ZM189 231V230H188ZM142 232V231H141ZM156 232V231H155ZM4 233V232H3ZM11 233V232H10ZM9 233V234H10ZM149 233H151L150 231H149ZM166 233H168L167 231H166ZM225 233V232H224ZM14 234V233H13ZM100 234V233H99ZM135 234V233H134ZM144 234L145 233H143V236H144ZM148 234V233H147ZM131 235H133L132 233H131ZM135 235H137V234H135ZM135 235H133V236H135ZM146 235V234H145ZM148 235H150V234H148ZM148 235H146V237H148ZM173 235V234H172ZM226 235V234H225ZM3 236H4V234H3ZM22 237H23V235H21ZM26 236V235H25ZM25 236H24V238H25ZM30 235H28V237H29ZM138 236V235H137ZM151 236V235H150ZM31 237V236H30ZM110 237V236H109ZM225 237V236H224ZM12 238V237H11ZM19 239H20V237H18ZM140 238H141V233H140ZM151 238V237H150ZM184 238H185V233H183L182 234V236L181 237H178L177 235L176 236H173L172 238H171V240L169 241V244H174V245H180L182 242H184L183 240H184ZM8 239V238H7ZM136 239H137V237L135 236V238H133L132 237V239L131 240H129L128 239V246L130 245V246H133L134 244H133V241H136ZM145 239V237H143V240ZM16 240V239H15ZM18 240V239H17ZM22 240V239H21ZM141 240V239H140ZM23 241V240H22ZM138 241V240H137ZM142 241V240H141ZM140 241V242H141ZM200 241H201V239H200ZM143 242V241H142ZM141 242V243H142ZM199 243V239H198V241H196L195 242V244L196 243ZM202 242V241H201ZM215 242V241H214ZM219 242H220V240H219ZM1 243V242H0ZM218 243V242H217ZM222 243V242H221ZM243 243V244H242ZM30 244V243H29ZM140 244V243H139ZM211 244V243H210ZM141 245V244H140ZM198 245V244H197ZM212 245V244H211ZM214 245V244H213ZM224 245V244H223ZM9 246V245H8ZM142 246V245H141ZM144 246V245H143ZM220 246V245H219ZM10 247V246H9ZM13 247V246H12ZM17 247L18 246H16V248L15 249H17ZM127 247V246H126ZM134 247V246H133ZM195 247V246H194ZM19 248V247H18ZM216 248V247H215ZM21 249V248H20ZM39 249V248H38ZM123 249V248H122ZM136 249V248H135ZM145 249H146V247H145ZM209 249V248H208ZM18 250V249H17ZM147 250V249H146ZM172 250V249H171ZM176 250V249H175ZM5 251V250H4ZM8 251V250H7ZM107 251V250H106ZM124 251H127V249H124ZM221 251V250H220ZM9 252H11V251H9ZM137 252V251H136ZM180 252V251H179ZM201 252V251H200ZM245 252V253H244ZM30 253V252H29ZM164 253V252H163ZM183 253V252H182ZM188 253V252H187ZM32 254V253H31ZM103 254V253H102ZM141 254V253H140ZM176 254V253H175ZM178 254V253H177ZM202 254V253H201ZM204 254V253H203ZM243 254H245L246 256H244ZM248 254V255H247ZM137 255V254H136ZM162 255V254H161ZM167 255V254H166ZM183 255V254H182ZM235 255V261H233V259H232V263L230 262V259H231V257H233ZM26 256V255H25ZM95 256V255H94ZM130 256V255H129ZM133 256V255H132ZM163 256V255H162ZM209 256H211L210 254H209ZM214 256V255H213ZM249 256V257H248ZM28 257V256H27ZM34 258V256H33V254H32V256L30 257V258ZM242 259H241V258ZM41 258V257H40ZM43 258V257H42ZM234 258V257H233ZM27 259V258H26ZM134 259V258H133ZM17 260V259H16ZM125 261H126V259H124ZM18 261V260H17ZM34 261V260H33ZM41 261V260H40ZM42 261H44V260H42ZM124 261V262H125ZM136 262H137V260H135ZM135 261H134V263H135ZM25 262V261H24ZM28 262V261H27ZM27 262H26V264H27ZM31 262V261H30ZM29 262V263H30ZM178 262V261H177ZM248 262V263H249ZM16 263V262H15ZM15 263H12V264H15ZM28 263V264H29ZM32 263V262H31ZM39 263V262H38ZM37 263V264H38ZM128 263H129V261H128ZM132 263H133V261H132ZM34 264V263H33ZM36 264V263H35ZM145 264V263H144ZM155 264V263H154ZM174 264V263H173Z\"/></svg>", "mask_w": 264, "mask_h": 264}]
</instances>
